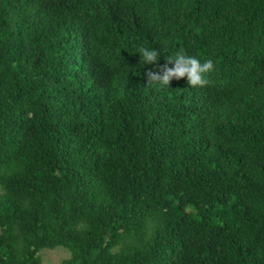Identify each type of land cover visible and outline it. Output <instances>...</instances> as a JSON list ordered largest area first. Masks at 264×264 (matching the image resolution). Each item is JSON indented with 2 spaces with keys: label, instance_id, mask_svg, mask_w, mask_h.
Masks as SVG:
<instances>
[{
  "label": "trees",
  "instance_id": "trees-1",
  "mask_svg": "<svg viewBox=\"0 0 264 264\" xmlns=\"http://www.w3.org/2000/svg\"><path fill=\"white\" fill-rule=\"evenodd\" d=\"M0 189V264H264V0H0Z\"/></svg>",
  "mask_w": 264,
  "mask_h": 264
},
{
  "label": "clouds",
  "instance_id": "clouds-1",
  "mask_svg": "<svg viewBox=\"0 0 264 264\" xmlns=\"http://www.w3.org/2000/svg\"><path fill=\"white\" fill-rule=\"evenodd\" d=\"M141 65H151L148 75L150 83L155 82L159 86H168L171 80L185 78L191 87L203 86L208 83L209 75L214 71V62L211 58H200L197 55L178 50L167 54L165 63L159 64L163 56L160 50L153 47H140L138 51Z\"/></svg>",
  "mask_w": 264,
  "mask_h": 264
},
{
  "label": "rangeland",
  "instance_id": "rangeland-1",
  "mask_svg": "<svg viewBox=\"0 0 264 264\" xmlns=\"http://www.w3.org/2000/svg\"><path fill=\"white\" fill-rule=\"evenodd\" d=\"M120 89H116L114 94L118 95ZM3 190L0 189V194ZM42 257L41 264H63V262L70 257V252L63 246H57L55 248H44L40 251Z\"/></svg>",
  "mask_w": 264,
  "mask_h": 264
}]
</instances>
